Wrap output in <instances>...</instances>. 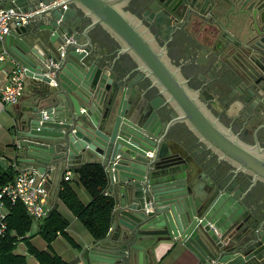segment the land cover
Segmentation results:
<instances>
[{
    "label": "water",
    "instance_id": "95a60500",
    "mask_svg": "<svg viewBox=\"0 0 264 264\" xmlns=\"http://www.w3.org/2000/svg\"><path fill=\"white\" fill-rule=\"evenodd\" d=\"M131 1L148 0H0L28 13L4 41L35 92L18 118L20 161L50 178L82 159L105 167L118 231L84 248L86 264H148L147 250L168 239L204 264H264V210L250 193L264 183V0H157L174 14L210 2L221 44L211 61L218 81L245 85L240 114L261 123L253 143L206 108L143 23L148 12L124 9ZM97 26L118 42L114 56ZM206 147L232 169L205 168Z\"/></svg>",
    "mask_w": 264,
    "mask_h": 264
},
{
    "label": "flooded vegetation",
    "instance_id": "af4514ba",
    "mask_svg": "<svg viewBox=\"0 0 264 264\" xmlns=\"http://www.w3.org/2000/svg\"><path fill=\"white\" fill-rule=\"evenodd\" d=\"M137 8L136 1H131L124 9L133 13L141 10L139 15L143 12H148L143 19V23L150 30L158 46L163 47L167 55L174 61L175 67H178L180 74L187 79V83L191 89L198 90L199 97L206 108L224 125L232 126L234 132H239L243 140L253 143V134L260 127L261 123H251V127L248 128L249 124L247 123L253 120L251 118L253 114L246 117L244 114H240L243 102V95L240 92L245 90V85L241 83L240 77L232 82L230 81L229 85L218 81L217 77L220 75V72L217 71L218 65L211 61L212 51L210 48L213 42L211 38L213 31L212 21L215 20V17L210 11V2H202L199 6L193 5L190 11L188 9L186 11L178 9L177 14H174L171 10L162 9L161 4L157 0H148L144 8H138V10ZM153 10L161 11L159 20H156L155 16L152 17ZM261 19L262 16H256L253 18L242 17L240 20ZM131 64L133 65V62ZM233 83L236 84L231 95L229 89L232 90L230 85L232 86ZM226 98L227 100L228 98L229 100L232 99L231 101H236L240 105L238 114L232 117L231 122L225 120L228 114L224 110L220 111L217 108V105L220 106L225 103L224 99ZM238 124L240 127H237ZM183 127L185 133L186 131L189 134L191 133L185 126ZM246 129L247 134L244 136ZM257 137L260 146L264 147V129L257 132ZM202 153L206 163L210 162L211 171L232 169L231 165L226 161L217 160V155L210 147H206ZM243 178L246 179L245 184L249 185L250 177L244 175ZM262 184V182L258 181L251 188V195L255 197L261 191L264 193V184ZM259 189L261 190L258 191Z\"/></svg>",
    "mask_w": 264,
    "mask_h": 264
},
{
    "label": "crops",
    "instance_id": "0c3cea01",
    "mask_svg": "<svg viewBox=\"0 0 264 264\" xmlns=\"http://www.w3.org/2000/svg\"><path fill=\"white\" fill-rule=\"evenodd\" d=\"M0 6L5 7L6 5L0 3ZM140 12L141 10H138L136 12L137 16L140 14ZM139 16L141 17V15ZM93 33L97 37L99 38L101 37L105 40V44L107 45L106 47H108L109 51L112 53L111 55L114 56L115 49L119 45L118 42L112 36H110V34H107V32H105V30L101 26L95 27L93 30ZM2 46H0V49L2 48ZM220 46L221 44L216 39L211 43L210 50L212 52L217 51L220 48ZM35 47L39 48L36 45ZM122 57L125 58V60L127 61H131V58L128 55H123ZM11 59L13 58L9 56L8 58L5 59V61H3L0 64V79L2 80V83H5L7 81V73L5 71L11 67ZM235 84L236 83H233L232 86L230 85V87L232 88V90L229 89V92L231 93V95L233 94V91H234L233 88L235 87ZM34 97H35V92L31 88L30 79L26 76L25 81H24L23 96L17 103L5 104L0 100V167L2 169L11 167L13 170H17V169L36 170V169H32L31 165L20 161V156L17 153L18 152L17 145L23 142L24 137H20L19 135L16 134L17 124L19 123L18 118L22 114V110L25 107H27L28 104L33 102ZM229 98L228 100L227 98L224 99L225 103L221 104L220 106L217 105V108L220 111L224 110L226 114H228V116L225 117V120H229L231 122L232 117L238 114L240 105L236 101H231L232 99L229 100ZM251 123L255 124L252 121L248 122L247 123L249 124L248 128L251 127ZM237 127H240V125L238 124ZM186 133L188 136H190V134L187 131ZM193 140L195 141L194 138ZM191 142L192 141H187L185 145L189 146ZM191 148H194V147L192 146ZM202 154L203 153H200L201 156H199L198 159L203 160ZM85 163L101 164L100 161H98L97 159L95 160L82 159L81 163L78 164L77 166L68 167L66 172L71 171L72 174L68 180H65V182L67 181L66 182L67 185L73 190L77 198L83 204H87L90 201L91 196L84 189V187L79 183L78 174L72 170L73 168H76ZM103 168L107 174V171L104 166ZM205 168H208V169L210 168V162H208L205 165ZM64 175L61 178L58 176L54 178H50L49 175H44L47 178V187L49 190V196L47 198V205L50 209L56 208L58 212L68 221L67 228L65 229V234H66L65 236L69 238L72 242L69 243L64 235L58 234L57 237L50 243V245L48 246L46 245L45 248L42 247V248H37V249L49 250L59 255L64 261L67 262V264H77L81 261H85L82 257L84 248L96 239L86 230L84 225L78 220V218L70 211V209L59 198L58 194H59V190L62 188V184L64 183L63 181ZM109 183L110 181L108 180V185ZM260 190L261 189H259L258 191ZM262 193H263L262 191L257 193L259 196V198H257L259 202L257 206L258 211L264 210V193L263 194ZM108 194H110L114 198V201H115V196H114L115 188H113L112 193H108ZM115 205H116V202H115ZM41 220H36L37 222H39V224H37L36 226L35 233H37V230L39 233V225H40ZM115 224L117 223L115 219V213L113 210L112 225L106 236L114 235L116 231H118L116 226L112 228V226ZM33 236H34V233L32 231H29L26 234V237H29V240L32 244H33ZM59 238L64 239L67 243V248L64 251H61L55 248V241ZM144 245L147 246V244H144ZM20 246H23V249H20L21 248ZM34 247L36 246L34 245ZM17 249L19 250L20 253L27 255V259L30 264H36L35 258L26 252V246L23 241H20L18 243ZM147 253L149 256L148 264H204L201 261V259L192 250H190L186 246V244H183L179 241H175L172 239L158 242L155 245L153 251L149 249L147 250Z\"/></svg>",
    "mask_w": 264,
    "mask_h": 264
},
{
    "label": "trees",
    "instance_id": "16d2710c",
    "mask_svg": "<svg viewBox=\"0 0 264 264\" xmlns=\"http://www.w3.org/2000/svg\"><path fill=\"white\" fill-rule=\"evenodd\" d=\"M72 171L78 174L79 183L90 194L91 199L87 204H83L65 180L59 190V198L95 239H101L110 230L115 205L114 198L107 193L108 176L99 163H85ZM15 174L16 170L11 167H0V184L13 180ZM7 210L8 231L0 238V264H30L27 255L17 249L20 241L24 242L26 252L35 258L36 264H67L59 255L49 250H39L32 245L26 234L30 231L34 219L28 215L20 202L7 203ZM67 225L68 221L58 210L51 208L40 222L39 233L49 245L58 234L66 235Z\"/></svg>",
    "mask_w": 264,
    "mask_h": 264
},
{
    "label": "built area",
    "instance_id": "2783aa9c",
    "mask_svg": "<svg viewBox=\"0 0 264 264\" xmlns=\"http://www.w3.org/2000/svg\"><path fill=\"white\" fill-rule=\"evenodd\" d=\"M27 15L28 13L16 6H0V46L3 45L0 49V64L9 57L4 48V41L10 33L11 25L18 18L24 23V17ZM5 72L7 81L2 83L0 79V100L5 104H15L23 96L25 69L11 59V67ZM71 174V171H67L64 180H68ZM48 196L47 178L44 175L35 170L17 169L13 180L0 184V238L8 231L7 203L18 201L31 218L41 220L48 215L50 210L47 205ZM77 264L86 263L81 261Z\"/></svg>",
    "mask_w": 264,
    "mask_h": 264
},
{
    "label": "rangeland",
    "instance_id": "374dc122",
    "mask_svg": "<svg viewBox=\"0 0 264 264\" xmlns=\"http://www.w3.org/2000/svg\"><path fill=\"white\" fill-rule=\"evenodd\" d=\"M37 224H39V222H37L36 220H34L32 222L31 228H30V231H32L34 233V236H33V244L36 246V248H42V247L45 248L46 245L48 246V243H47L46 239L40 233H38V230H37V233H35V229H36ZM66 239H67V237H66ZM67 241L69 243H71L68 239H67ZM20 247H21L20 249H23V246H20ZM55 248H57V249H59L61 251L66 250V248H67L66 241L64 239H61V238L57 239L55 241Z\"/></svg>",
    "mask_w": 264,
    "mask_h": 264
},
{
    "label": "bare ground",
    "instance_id": "6f19581e",
    "mask_svg": "<svg viewBox=\"0 0 264 264\" xmlns=\"http://www.w3.org/2000/svg\"><path fill=\"white\" fill-rule=\"evenodd\" d=\"M174 148H178L176 145H173Z\"/></svg>",
    "mask_w": 264,
    "mask_h": 264
}]
</instances>
